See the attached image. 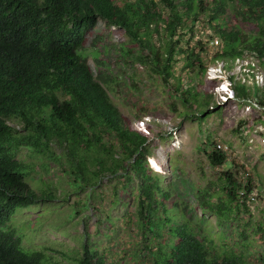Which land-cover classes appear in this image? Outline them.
I'll list each match as a JSON object with an SVG mask.
<instances>
[{"label":"trees","instance_id":"16d2710c","mask_svg":"<svg viewBox=\"0 0 264 264\" xmlns=\"http://www.w3.org/2000/svg\"><path fill=\"white\" fill-rule=\"evenodd\" d=\"M99 20L125 33L138 51L128 47L124 54L149 67L191 116L202 120L219 109L211 105L214 85L209 94L202 91L213 66L232 99L260 110L264 126V0H0V264H45L51 248L24 249L16 232L2 226L16 209L67 199L30 188L25 177L34 167L17 158L21 147L56 164V151L63 154L64 174L80 182L77 193L103 180H114L115 192L133 191L139 231L150 241L144 264H252L202 235L188 205L180 207L152 174L149 137L131 127L110 99L107 79L94 77L79 55ZM205 37L219 41L212 54ZM207 141L209 164L222 167L227 156L214 150L210 136ZM230 164L235 167L221 172L218 195L196 194L198 207L223 227L250 210L237 194L243 166ZM78 264L107 262L85 242Z\"/></svg>","mask_w":264,"mask_h":264},{"label":"rangeland","instance_id":"374dc122","mask_svg":"<svg viewBox=\"0 0 264 264\" xmlns=\"http://www.w3.org/2000/svg\"><path fill=\"white\" fill-rule=\"evenodd\" d=\"M230 9L227 13L233 15ZM249 28L254 32L246 24L245 29ZM86 38L79 55L84 56L94 77L107 79L103 85L131 127L149 137L152 174L159 178L163 190L169 191L180 207L188 205L187 216L219 250L232 248L252 264H264V126L259 122L260 110L232 99L220 69L208 66V81L202 91L209 94L214 85L211 105L217 103L219 109L199 120L175 100L149 67L124 54L128 47L134 53L138 48H133L123 31L99 20ZM208 136L231 147L234 163L249 168L262 192L249 212L242 209L232 216L230 226H221L217 217L201 210L196 201L198 190L218 195L221 172L235 167L230 162L218 168L209 164L203 151L210 149ZM56 154L58 164L21 147L17 158L34 167L25 177L31 189L67 199L16 209L2 229L14 230L24 249L51 248L45 251V264H78L85 242L104 254L107 264H144L150 241H144L139 231L135 193L115 192L114 180H103L93 191L77 193L80 182L72 183L64 174L68 160L59 151Z\"/></svg>","mask_w":264,"mask_h":264},{"label":"built area","instance_id":"2783aa9c","mask_svg":"<svg viewBox=\"0 0 264 264\" xmlns=\"http://www.w3.org/2000/svg\"><path fill=\"white\" fill-rule=\"evenodd\" d=\"M220 46L218 39L212 38L208 41V52L212 54ZM214 150L223 153L227 156L228 162L232 161L231 158V147L221 141H216ZM238 181L240 183V188L237 192L240 202L245 204L249 209H252V205L257 201L260 196L261 190L256 183L254 176L251 174L249 168L243 166L240 168L237 174ZM250 186L249 192L246 191V186Z\"/></svg>","mask_w":264,"mask_h":264}]
</instances>
